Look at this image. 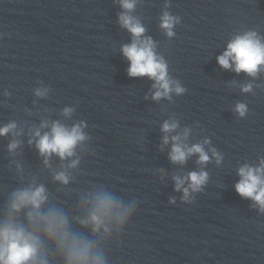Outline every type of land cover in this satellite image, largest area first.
Segmentation results:
<instances>
[{"label":"clouds","instance_id":"1","mask_svg":"<svg viewBox=\"0 0 264 264\" xmlns=\"http://www.w3.org/2000/svg\"><path fill=\"white\" fill-rule=\"evenodd\" d=\"M137 0H120L123 12L118 16L121 27L132 35V42L122 46L123 56L129 61L127 69L130 77L147 76L153 80L155 92L154 100L167 98L171 94L183 95L186 89L179 80L172 79L168 74V65L162 56H158L156 44L151 37H145V27L130 13L134 11ZM165 10L160 17V28L168 37L175 35L173 29L180 23V17L167 11L169 3L166 0ZM143 37V38H142ZM217 63L225 70H233L237 74L244 72L255 78L264 68V42L256 31H246L236 35L228 44L226 50L217 56ZM234 66V67H233ZM253 84L241 86L243 93L253 91ZM47 89H37V96L46 95ZM72 108H64L63 115L72 113ZM233 111L243 118L248 113L244 102H237ZM48 127L42 123L40 128L33 129L31 136L35 138V147L43 157L45 167H51L50 158L53 155L61 161L71 159L70 163L62 166V170L55 171L52 180L60 185L67 186L75 179L67 169H76L80 164L77 148L89 139L83 131L86 125L83 122L66 127L59 121L51 124L50 131L41 134V128ZM179 127L176 120L165 121L161 131L174 132ZM17 125L10 122L0 128V136L8 133L22 135L16 132ZM191 129L185 128L182 135L171 136L172 147L169 159L172 163L184 164L186 160L198 154L197 163L204 165L209 162L208 152L203 144H209L205 139L203 144L196 143L188 146L184 143ZM29 145L33 139H29ZM169 143V136L163 137V144ZM20 141L13 139L8 144L10 154L15 153ZM216 162L219 164L222 157L215 148L210 149ZM16 171L23 181V167L16 163ZM240 180L235 184V191L243 198L251 199L264 213V160L260 166L253 168L244 165L239 168ZM175 190L183 191L182 199L193 203L190 192L202 190L208 180L205 171H192L185 177L174 176ZM187 182L188 186L184 187ZM174 204L175 199L170 198ZM79 215H71L64 208L52 203L45 184L39 183L33 176L27 184L12 190L6 203L3 215L0 216V264H108L105 251L106 244L113 233L117 236L123 233L136 212V202L125 201L120 196L106 189L104 186L82 193L77 207ZM76 225L77 227H74Z\"/></svg>","mask_w":264,"mask_h":264}]
</instances>
